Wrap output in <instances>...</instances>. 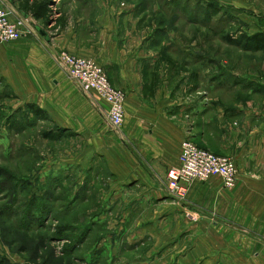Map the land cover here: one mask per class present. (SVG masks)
<instances>
[{
    "label": "crops",
    "instance_id": "crops-1",
    "mask_svg": "<svg viewBox=\"0 0 264 264\" xmlns=\"http://www.w3.org/2000/svg\"><path fill=\"white\" fill-rule=\"evenodd\" d=\"M82 2L69 7L52 37L40 22L20 40L0 44V75L25 103L89 140L106 161L114 178L107 206L115 203L122 224L112 231L120 238L117 263L264 264V108L252 97L230 104L204 91L189 105L184 85L169 83L172 54L161 55L158 67L153 46L160 38L128 35L129 15L119 21L109 5ZM2 5L13 18L35 15L14 0ZM65 50L94 59L126 92L121 131L107 121V103L83 92L58 64L56 55ZM187 138L234 158L237 184L227 188L213 176L189 185L185 199L176 197L167 175L179 165Z\"/></svg>",
    "mask_w": 264,
    "mask_h": 264
},
{
    "label": "rangeland",
    "instance_id": "rangeland-1",
    "mask_svg": "<svg viewBox=\"0 0 264 264\" xmlns=\"http://www.w3.org/2000/svg\"><path fill=\"white\" fill-rule=\"evenodd\" d=\"M92 1L114 8L119 21L129 15L128 35L138 31L161 39L153 46L158 67L161 55L172 54L173 63L164 66L169 83L184 85L189 105L204 91L216 102L252 97L264 108V52L225 40L227 34L264 32V0ZM14 2L21 9L27 2L40 5L46 18L31 13L30 20L34 26L41 22L51 37L71 5H84L82 0ZM35 106L36 111L0 75V254L13 264H118L120 238L112 231L122 224L115 203L107 206L114 178L106 161L89 140L58 127Z\"/></svg>",
    "mask_w": 264,
    "mask_h": 264
},
{
    "label": "built area",
    "instance_id": "built-area-1",
    "mask_svg": "<svg viewBox=\"0 0 264 264\" xmlns=\"http://www.w3.org/2000/svg\"><path fill=\"white\" fill-rule=\"evenodd\" d=\"M12 10L0 6V44L16 41L33 31L30 14L12 16ZM56 61L68 76L86 94L97 93L107 103L106 119L111 128L121 131L125 121L127 94L112 85L106 69L92 58L61 51ZM219 176L227 188H233L239 177V168L234 158L217 154L199 146L192 139H185L181 146L179 165L168 171L167 180L170 191L178 198L187 197L192 183L208 181Z\"/></svg>",
    "mask_w": 264,
    "mask_h": 264
},
{
    "label": "trees",
    "instance_id": "trees-1",
    "mask_svg": "<svg viewBox=\"0 0 264 264\" xmlns=\"http://www.w3.org/2000/svg\"><path fill=\"white\" fill-rule=\"evenodd\" d=\"M24 8L35 12V15L38 17H44L46 15L43 8L38 4H29V2H27L24 4ZM225 40L230 44L239 45L246 50H258L264 52V32L248 34L242 31L239 37L227 34L225 36ZM30 108L34 111L38 110V107L35 106V104H30ZM46 136L50 137V134L47 133ZM0 264L13 263L8 259V257L0 254Z\"/></svg>",
    "mask_w": 264,
    "mask_h": 264
}]
</instances>
